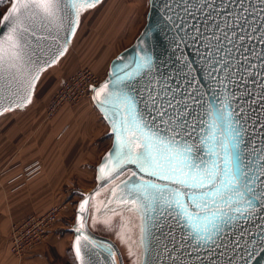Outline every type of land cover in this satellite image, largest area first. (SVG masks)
I'll use <instances>...</instances> for the list:
<instances>
[{"label": "water", "instance_id": "1", "mask_svg": "<svg viewBox=\"0 0 264 264\" xmlns=\"http://www.w3.org/2000/svg\"><path fill=\"white\" fill-rule=\"evenodd\" d=\"M101 1L94 0V5ZM149 3L145 28L111 62L92 95L113 142L98 166L106 175L83 194L77 209L72 245L76 263L124 264L118 246L89 226L93 198L114 185L104 209L124 214L126 206L136 212L139 264H264V0ZM16 6L12 0L0 20V117L31 104L41 75L66 54L79 23L71 0H61L54 18L29 7L5 21ZM161 112L166 114L161 117ZM172 128L184 130L175 136L174 147L192 146L195 155L221 167L225 161L207 153L217 138L229 144L233 172H246L253 189L245 190L246 196L260 197L253 198L256 207L250 215L231 224L217 221L219 232L210 225L209 232H197L207 224L206 216L212 218L211 212L196 207L199 199L194 203L188 195L199 189L141 170L144 135L158 131L169 139ZM129 172L135 177L122 179ZM141 179L143 189L151 193L159 188L162 195L155 201L141 195ZM177 192L184 193L183 207L170 195ZM233 207L245 205L234 198Z\"/></svg>", "mask_w": 264, "mask_h": 264}, {"label": "rangeland", "instance_id": "2", "mask_svg": "<svg viewBox=\"0 0 264 264\" xmlns=\"http://www.w3.org/2000/svg\"><path fill=\"white\" fill-rule=\"evenodd\" d=\"M149 1L102 0L92 7L81 9L77 31L67 54L55 67L43 74L36 88L35 101L27 115L16 118L14 121L9 117L5 119L3 124L1 123L0 140L11 139L9 126L14 123L16 129L11 140L24 141L27 146L34 145L40 132L44 131V128L58 113L76 110L84 100H88V96L78 101L72 100L74 97L73 91L76 87L83 86L87 81L81 74L86 73L88 70L92 72L96 80H102L103 82L106 79L111 62L124 50L132 46L145 28L150 9ZM11 2L12 0H0V9L3 14L7 11ZM78 77L79 79H77ZM55 100H58L60 104L54 114L50 115V109ZM67 128L66 126L58 135V139L65 133ZM86 139L82 137L75 138L72 144L74 147L71 146L67 150L66 155L68 158L71 160L73 157L75 158L80 147L86 144H98L97 152L99 156L109 147L107 146L101 153L106 140L108 141L105 133L99 138L90 139L91 141ZM21 151L10 148L5 149L2 151V158L8 159L10 157L15 161L16 157L20 156ZM23 151L28 150L24 149ZM70 159L67 161V168L71 167ZM126 159L127 157L123 161ZM14 161L9 160L7 164L11 165ZM90 165L86 158L78 164V168H81V170L85 169L84 166L89 169V178L81 179L76 173L70 182H63L61 186L63 199L49 208L50 210L53 206L62 207L60 219L62 218L64 224H69L72 221L74 205L78 200H82L81 197L76 196L75 189L83 187L90 192L96 186L93 178V164ZM7 171L9 169L4 172ZM25 178L28 179L26 176ZM103 197L104 194L99 193L93 198L90 229L95 234L107 237L118 244L123 253L124 264H139V249L135 243L138 242V231L133 228L134 224H128L125 216L118 215L114 218L111 217V219L105 214L101 216ZM64 213H66V217H62ZM133 234H135L136 239ZM71 257H73L72 254ZM71 264H76L74 259Z\"/></svg>", "mask_w": 264, "mask_h": 264}, {"label": "crops", "instance_id": "3", "mask_svg": "<svg viewBox=\"0 0 264 264\" xmlns=\"http://www.w3.org/2000/svg\"><path fill=\"white\" fill-rule=\"evenodd\" d=\"M55 65L48 70L55 67ZM39 81L35 87L31 104L26 108L17 109L2 115L0 117V127L6 118L10 117L14 121L16 118L27 115L35 101L36 88L39 85ZM66 126L68 127L67 130L58 139V135ZM15 129L16 125L12 123L9 126L11 139ZM103 133H105L108 141L106 140L101 153L107 146L109 147L100 156L97 152L98 144H86L80 147L77 156L73 157L72 160L66 155L67 150L71 146L72 148L74 147L72 144L75 138L82 137L83 139L87 138V141H91L90 139L99 138ZM6 138L8 137L6 136ZM11 139L0 140V264H71L73 259L76 262L72 251L74 241L73 227L76 223L80 200L74 205L72 221L69 220V224H64L61 218L48 238L23 260H19L12 254L9 238L12 226L15 223L21 222L29 215L45 214L53 204L63 199L61 189L63 182H70L76 173L81 179L89 178V169L86 166H84V170L78 168V164L82 163L85 158L89 164H93L92 170L95 184L106 175V172L103 174L98 172V166L112 146L113 137L110 133L109 125L91 98L84 100L76 110L58 113L44 128V131L40 132L34 145L30 144L27 146L24 141ZM9 148L22 150L15 161L10 157L8 159L2 158V151ZM24 149L28 151H23ZM69 159L71 167L67 168ZM9 160L14 162L11 165L7 164ZM36 162L41 165L40 173L26 179L24 170ZM6 169H9V171L4 172ZM75 192L76 196L82 198L83 194L88 193L89 190L77 187ZM65 214L62 217H66ZM121 217H124V215H121ZM71 254L73 257H71Z\"/></svg>", "mask_w": 264, "mask_h": 264}, {"label": "snow or ice", "instance_id": "4", "mask_svg": "<svg viewBox=\"0 0 264 264\" xmlns=\"http://www.w3.org/2000/svg\"><path fill=\"white\" fill-rule=\"evenodd\" d=\"M60 2L61 0H22V2L21 0H17V6L9 13V17H5V21L19 12L21 8L26 9L29 7L39 8L46 16L54 18ZM71 6L79 12L85 7L94 6V0H71ZM14 55L18 56V54ZM2 59L3 57H0V60ZM35 78L37 77H33V79ZM104 88L106 89L107 85ZM103 90L101 89L100 91ZM99 95L100 92L97 93V96ZM124 105L126 107L129 106V102L126 99L124 100ZM165 114L166 112H161L160 116L163 117ZM133 124L137 129L141 128L140 122L135 121V119L133 120ZM144 127H147V125H144ZM170 131L174 133V136L169 139L162 138L158 131L153 132L151 136L144 135L143 131H141V135H144V151L138 159L141 161V170H144L143 165L147 164L149 167L160 170L159 173L154 172V175H162L165 179H174L178 184L189 185L194 189H199L198 194L194 190L188 195L194 203L199 199L200 203H197L196 207L204 208L208 212H211L212 218L206 216L207 224L202 228H197V232H209V225L212 230L219 232L220 224L217 221L231 224L241 216L250 215L251 210H254L256 207L253 204V198L259 201L260 197L254 195L253 198H249L246 196L245 190L253 192V189L249 187L246 172L241 171L239 174L233 172L230 166L232 158L229 153V144L225 140L217 138L215 148H210L207 153V155H215L217 158L223 159L225 166L221 167L215 161L209 163L203 157L195 155L192 146H184L183 148L174 147L177 143L175 136L181 135L184 130L172 128ZM238 135L239 133L237 132L236 135L231 137V141H235ZM133 146L131 143L128 144L130 150ZM232 146L235 147V144ZM221 150L224 153L223 156H221ZM133 162L136 161L133 160ZM241 177L244 179L242 180ZM134 190L139 191L140 189ZM162 192V189L154 188V194L151 195L150 199L153 201L157 200L158 197L155 193L162 195ZM170 195L178 206L183 207L180 197L184 193L177 192ZM234 198L235 202L242 203L245 207L234 208ZM221 204L223 207L220 206ZM229 211H233L236 215H229ZM208 238L211 239V235ZM77 244H79V241H77Z\"/></svg>", "mask_w": 264, "mask_h": 264}, {"label": "built area", "instance_id": "5", "mask_svg": "<svg viewBox=\"0 0 264 264\" xmlns=\"http://www.w3.org/2000/svg\"><path fill=\"white\" fill-rule=\"evenodd\" d=\"M87 81L81 87H76L73 91L72 100H80L86 96L92 98L94 88L98 87L101 81L96 80L92 72L86 71L81 74ZM79 79V77L77 78ZM58 100L53 101L50 115H53L59 106ZM41 165L36 162L25 169V176L29 179L37 175L41 171ZM62 213L61 206H53L49 211L42 215H29L21 222H17L12 226L9 242L12 254L19 260H23L27 255L33 252L41 245L51 234L55 225L60 219Z\"/></svg>", "mask_w": 264, "mask_h": 264}, {"label": "flooded vegetation", "instance_id": "6", "mask_svg": "<svg viewBox=\"0 0 264 264\" xmlns=\"http://www.w3.org/2000/svg\"><path fill=\"white\" fill-rule=\"evenodd\" d=\"M144 151V148H143V145H141V153ZM134 152H137L138 153V151H134ZM140 153H138V155H139ZM148 168V169H147ZM143 169L144 170H142L143 172H145V173H148V174H153L152 172H154V170H158L157 168H154V167H147V164H144L143 165ZM135 177V175L133 174V173H131V172H129V173H127V174H125L123 177H122V179L123 178H126V179H130V178H134ZM121 179V180H122ZM143 183H145V181L144 180H142L141 179V195H146V196H148V197H151V195H153L154 193L153 192H151V193H149L150 191H146L145 189H143ZM112 186H114V185H111V186H109V187H107L105 190H104V192H101V194H104V197H103V201L101 202V211H100V213H101V216L104 214V213H107V214H105V216H107V217H109V219H111V217L112 218H114L115 216H118L119 214H123V213H116V212H110V211H107V212H105V204H106V202H107V200H108V192H109V190L112 188ZM155 195H157V196H160L161 194L160 193H155ZM107 209V208H106ZM123 209V211H124V216L127 218V222H128V224H134V226H133V228L134 229H136V224H140V222L139 221H137V214H136V212L132 209V208H128V207H124V208H122ZM109 210V209H108ZM135 233V232H134ZM134 235V237H135V234H133ZM135 239H136V237H135ZM137 241H138V237H137ZM117 246H118V244L115 242V241H113ZM136 243V245H137V242H135ZM118 248H119V250H120V252H121V255H122V257H123V253H122V250H121V248L118 246ZM114 255H115V257H116V254L114 253ZM138 255H139V258H141V255H142V251H139L138 250ZM124 259V258H123ZM116 260H117V257H116Z\"/></svg>", "mask_w": 264, "mask_h": 264}, {"label": "bare ground", "instance_id": "7", "mask_svg": "<svg viewBox=\"0 0 264 264\" xmlns=\"http://www.w3.org/2000/svg\"><path fill=\"white\" fill-rule=\"evenodd\" d=\"M136 231H138V233H139L138 224H137V226H136ZM138 237H139V234H138ZM137 246H138L139 251H141V248H140L138 242H137Z\"/></svg>", "mask_w": 264, "mask_h": 264}, {"label": "trees", "instance_id": "8", "mask_svg": "<svg viewBox=\"0 0 264 264\" xmlns=\"http://www.w3.org/2000/svg\"><path fill=\"white\" fill-rule=\"evenodd\" d=\"M2 16H3V12L0 9V20H1Z\"/></svg>", "mask_w": 264, "mask_h": 264}]
</instances>
